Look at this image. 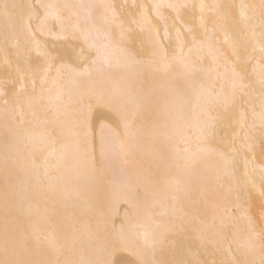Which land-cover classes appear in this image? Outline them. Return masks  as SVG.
<instances>
[{
  "label": "bare ground",
  "instance_id": "6f19581e",
  "mask_svg": "<svg viewBox=\"0 0 264 264\" xmlns=\"http://www.w3.org/2000/svg\"><path fill=\"white\" fill-rule=\"evenodd\" d=\"M261 3L0 0V264H264Z\"/></svg>",
  "mask_w": 264,
  "mask_h": 264
},
{
  "label": "rangeland",
  "instance_id": "374dc122",
  "mask_svg": "<svg viewBox=\"0 0 264 264\" xmlns=\"http://www.w3.org/2000/svg\"><path fill=\"white\" fill-rule=\"evenodd\" d=\"M256 1H257V0H256ZM260 1H261L262 3H261ZM260 1L258 0V2L261 3V4H263V6H264V2H263L264 0H263V1L260 0ZM259 9H260V12L262 11L261 13H263V15H262L261 17H263V16H264V12H263V11H264V7H263V9L260 7ZM224 14L228 15V18H229V16L232 17V18H229V19H228V23H229L230 25L233 23V20H234L236 17L239 18V14L237 13V11L235 10L234 7H227V10L225 11ZM191 15H192V17L194 16L193 13H192ZM191 15H190V13H187V15H186V20H187V21H189V19H190L191 21H193V19H191L192 17H191V18H188V17H190ZM233 18H234V19H233ZM238 18L235 19V20H236L235 23H234L235 25L232 24V26H233L235 29H236V27L239 26V25H238V24H239V21H238V23H237ZM263 18H264V17H263ZM230 21H231V23H230ZM189 22H190V21H189ZM199 22H200V21H198V23H199ZM195 23H196V22H195ZM195 23H194V24H195ZM236 23H237V24H236ZM196 24H197V23H196ZM196 24H195V25H196ZM236 25H237V26H236ZM196 26H198V24H197ZM199 26L203 27V26H205V25H203V24H199ZM235 26H236V27H235ZM239 27H240V26H239ZM239 27H238V28H239ZM197 29H198V28H197ZM239 29L242 30L241 28H239ZM234 32H235V33H234V37L237 36V38H238V40H239V36H240L239 31H238L239 36L237 35V32H236V31H234ZM231 33H233V30H232ZM240 33H241V32H240ZM243 33H244V32H243ZM241 35H243V34H241ZM241 38H242V36H241ZM243 39H244V38H242V40H243ZM242 40H241V42H242ZM244 45H245V44H244ZM245 47H247V45L244 46V47L242 48V51H241V52H242V56H241V57H243V55L245 54V53H244V52H246L245 50H247V52H248L249 47H247V49H246ZM239 49H241V47H239ZM247 52H246V53H247ZM229 54H230V52H229ZM231 57H237V56L234 54V55H232ZM234 59H236V58H234ZM261 139H263V138H261ZM258 141H259L258 145H259V144H260V145H259L257 151H258V153L261 152L260 154L263 155V153H264V151H263V150H264V142H263L262 140H261V142H260V139H258ZM262 144H263V145H262ZM259 148H261L260 151H259ZM258 153L256 152V155H257V156H259ZM259 157H260V156H259ZM260 158H261V157H260ZM258 197H259V198H258ZM260 197H261V198H260ZM252 198H253V199H252V202H251L252 205H250V206H251L252 210H254L255 212H254V211L252 212V210H250V211H251L252 214H253V213L256 214V216L253 214L254 217H256V218H260V216L257 217V215H261V210H260L259 206L261 207V206L264 205V204H260V202H261V200H263L262 198H264V196H262V195H261V196H260V195H259V196L254 195V197H252ZM256 204H257V206H256ZM258 208H259V209H258ZM257 210H258L259 212H258Z\"/></svg>",
  "mask_w": 264,
  "mask_h": 264
},
{
  "label": "snow or ice",
  "instance_id": "6c2138e0",
  "mask_svg": "<svg viewBox=\"0 0 264 264\" xmlns=\"http://www.w3.org/2000/svg\"><path fill=\"white\" fill-rule=\"evenodd\" d=\"M46 7H52V6H51V5H48V6H46ZM54 19L59 20V16H58V15L55 16ZM96 264H109V262H108L107 260H103V261H98V262H96ZM140 264H144V262L141 261Z\"/></svg>",
  "mask_w": 264,
  "mask_h": 264
}]
</instances>
